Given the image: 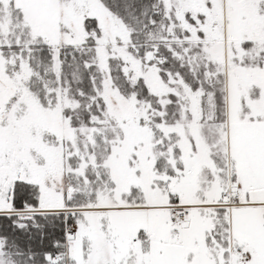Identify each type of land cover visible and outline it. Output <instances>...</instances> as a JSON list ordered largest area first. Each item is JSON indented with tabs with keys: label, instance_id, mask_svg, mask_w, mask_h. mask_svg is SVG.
Segmentation results:
<instances>
[{
	"label": "snow or ice",
	"instance_id": "1",
	"mask_svg": "<svg viewBox=\"0 0 264 264\" xmlns=\"http://www.w3.org/2000/svg\"><path fill=\"white\" fill-rule=\"evenodd\" d=\"M0 264H264V0H0Z\"/></svg>",
	"mask_w": 264,
	"mask_h": 264
}]
</instances>
